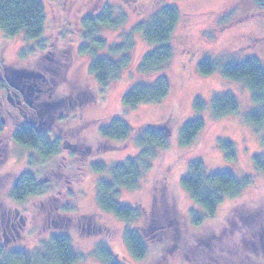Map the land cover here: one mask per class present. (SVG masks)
I'll return each mask as SVG.
<instances>
[{
	"label": "rangeland",
	"instance_id": "obj_1",
	"mask_svg": "<svg viewBox=\"0 0 264 264\" xmlns=\"http://www.w3.org/2000/svg\"><path fill=\"white\" fill-rule=\"evenodd\" d=\"M42 2L46 21L39 40H26L22 33L8 38L0 31V78L5 84L0 90V247L4 252L43 253L39 242L49 234L62 233L70 238L77 257L74 264H103L94 253L100 244L118 264H264V173L253 162L254 156L264 155V128L256 130L245 121L254 109L246 87L219 71L206 76L198 71L205 59L220 65L255 57L264 67V10L255 0ZM165 5L179 11L170 42L172 56L163 70L169 93L159 103L128 109L122 103L123 95L134 84L149 83L153 78L137 70L149 46L133 30ZM106 11L109 26L86 29L85 23L97 21ZM129 35L133 42L128 50ZM63 52L68 55L63 61L71 62L69 72L57 67ZM123 57L130 60L118 77L105 86L97 83L90 63L95 59L118 63ZM33 80L41 85H28ZM28 87L39 91L28 97L30 107L22 99ZM222 92L235 97L237 112L214 118L209 100ZM195 98L205 103L204 110L192 109ZM114 115L131 133L129 142L116 149L103 147L98 134ZM191 119H201L204 128L190 145L181 146L180 130ZM26 122L49 140L66 141L45 168L37 152L11 140L14 130ZM148 124L166 125L169 142L147 158L148 167L141 169L138 187L119 193L117 202L138 213L131 221L120 220L97 207L96 182L109 177L89 166H112L135 157L140 149L132 140ZM220 139L234 146L233 159H227L218 147ZM194 161L201 162L210 174L248 177L250 186L239 197L224 199L211 217L192 202L180 184ZM21 173L50 183L55 191L22 205L13 204L8 198L10 180ZM57 191L61 199L54 201L57 213L45 218L48 204L42 201ZM64 204L70 212L59 210ZM126 228L144 240L147 254L140 260H134L125 247Z\"/></svg>",
	"mask_w": 264,
	"mask_h": 264
},
{
	"label": "trees",
	"instance_id": "obj_2",
	"mask_svg": "<svg viewBox=\"0 0 264 264\" xmlns=\"http://www.w3.org/2000/svg\"><path fill=\"white\" fill-rule=\"evenodd\" d=\"M255 2L264 10V1L255 0ZM178 20L179 11L177 8L165 5L159 7L146 22L138 24L134 28L133 32L139 33L149 46L137 63V70L143 75H153V78L149 83H137L131 86L122 97V103L126 108L132 109L142 104L159 103L167 97L169 81L163 70L172 56L170 42ZM45 21L42 0H0V31L8 38L22 33L26 40L37 41L42 37ZM116 22L113 23L114 26H116ZM109 23L110 14L106 11L97 21L85 23V27L93 31L94 25L109 26ZM132 42V36L129 35L126 38L125 49L129 50L132 47ZM80 50L83 51L84 47ZM112 52L120 53L116 49H113ZM124 58L118 63L107 59L93 60L89 68L97 83L105 86L117 78L123 68L128 66L130 58ZM198 71L205 76L219 71L224 78L246 87L254 109L245 116V121L256 130L264 128V67L257 58L250 57L241 63H222L220 65L213 60L205 59L199 63ZM4 88L0 85V90ZM204 108L205 103L201 99L195 98L192 109L200 112ZM209 109L214 118H219L235 114L237 102L231 93L222 92L211 96ZM107 122L98 129L100 144L103 147L110 146L115 149L126 145L131 137L127 124L117 115L109 117ZM203 128L204 124L201 119L189 120L180 130L179 144L181 146L190 145ZM2 131L3 125L0 122V135ZM168 132L169 129L163 124L142 126L132 140L133 144L140 149L135 157H128L123 162L112 166L101 163L89 166L90 170L107 174L109 177L108 180L99 179L96 182V200L99 210L124 221H131L138 216L134 209L121 206L117 202L118 195L122 190H134L138 187L141 169L148 167L146 161L152 155V151L156 148L163 150L167 147ZM11 140L19 146L37 152L40 164L43 166L56 157L59 154L60 145L66 143V141L49 140L44 134L38 133L35 126L27 122L14 130ZM75 146L78 148L79 145L75 144ZM218 147L224 151L227 159L235 157L234 146L228 141L220 139ZM71 156L73 157L72 154ZM253 162L255 169L264 173V155L254 156ZM10 182L8 198L13 204L22 205L29 199H39L49 192L55 191L53 185L37 181L35 176L30 173L13 176ZM180 184L192 202L212 217L224 199H234L242 195L250 186V179L248 177L237 179L227 172L210 174L205 171L201 162L194 161L188 165L187 174L181 178ZM57 199L60 202L58 191L55 196L42 201L48 204L43 216L49 217L57 213L54 204ZM59 210L65 213L70 212L71 208L64 204L60 205ZM193 221L197 223V220L193 219ZM123 242L134 260H140L147 254L144 240L135 230L126 228L123 232ZM38 246L43 250V253L38 250L34 253L23 250H9L5 253V250L0 247V264H74L77 261L67 234H49L46 240L39 242ZM94 253L103 264H118L104 244L97 245Z\"/></svg>",
	"mask_w": 264,
	"mask_h": 264
},
{
	"label": "flooded vegetation",
	"instance_id": "obj_3",
	"mask_svg": "<svg viewBox=\"0 0 264 264\" xmlns=\"http://www.w3.org/2000/svg\"><path fill=\"white\" fill-rule=\"evenodd\" d=\"M68 55H67V53L66 52H63L62 54H61V58L60 59H58L59 61H58V65H57V67L59 68V69H65L66 70V72H67V70H68V72H69V66H70V64H71V62L70 61H63L64 59L66 60V57H67ZM68 60V59H67ZM66 80H67V78H66ZM3 80L0 78V85H5L3 82H2ZM68 81V80H67ZM28 85H41V83H38V82H36L35 80H33V81H31V82H29V84ZM28 89V88H27ZM27 89H26V92L25 93H22V99L27 103V101H29L30 100V98L28 99V97H33L32 95H34L33 93H39V91L38 90H33L34 92L33 93H29L28 91H27ZM35 98V97H34ZM27 105L30 107L31 106V104L29 105L28 103H27Z\"/></svg>",
	"mask_w": 264,
	"mask_h": 264
},
{
	"label": "water",
	"instance_id": "obj_4",
	"mask_svg": "<svg viewBox=\"0 0 264 264\" xmlns=\"http://www.w3.org/2000/svg\"><path fill=\"white\" fill-rule=\"evenodd\" d=\"M28 91H29L30 93H33V92H34L33 89H32L31 87H28ZM27 103L30 105V104H31V101L29 100V101H27Z\"/></svg>",
	"mask_w": 264,
	"mask_h": 264
}]
</instances>
